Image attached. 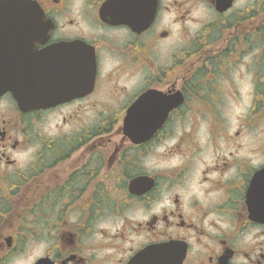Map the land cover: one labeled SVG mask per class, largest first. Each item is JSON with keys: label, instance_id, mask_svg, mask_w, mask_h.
I'll list each match as a JSON object with an SVG mask.
<instances>
[{"label": "flooded vegetation", "instance_id": "1", "mask_svg": "<svg viewBox=\"0 0 264 264\" xmlns=\"http://www.w3.org/2000/svg\"><path fill=\"white\" fill-rule=\"evenodd\" d=\"M25 1L41 16L8 18L0 34L8 71L55 73L64 58L76 98L45 106L48 86L39 108L21 109L12 92L0 96V264H264V0ZM91 55L96 80L86 92ZM236 61L252 93L239 130L218 145L236 102L205 89H219ZM109 65L117 78L105 75ZM141 71L150 73L143 82L122 81ZM149 91L179 92L182 104L134 144L122 123ZM196 107L214 116L211 142L188 146L196 133L187 131L170 152L180 161L146 169L172 124ZM136 179L143 184L132 195Z\"/></svg>", "mask_w": 264, "mask_h": 264}, {"label": "water", "instance_id": "2", "mask_svg": "<svg viewBox=\"0 0 264 264\" xmlns=\"http://www.w3.org/2000/svg\"><path fill=\"white\" fill-rule=\"evenodd\" d=\"M231 0H229V5ZM227 7V8H228ZM36 17V10L24 0L0 1V34H4L2 28L8 27V18ZM5 42V40H0ZM82 57H77L81 59ZM58 66V67H57ZM57 72L21 71L11 68L8 71V56L4 49H0V96L10 91L14 94L21 109L38 108L42 103L38 102L40 94L46 88L51 92L53 105L61 104L76 98L75 88L69 86L71 64L69 62L56 65ZM86 92H93L96 80V62L93 55L87 56ZM22 69H25L24 67ZM68 71V72H67ZM149 104V105H148ZM182 104L180 93L167 97L156 91H149L135 102L123 122V131L134 143H144L151 139L165 124L170 111ZM155 110L154 118L135 119V115L142 113L143 109ZM142 179L134 180L130 186V192L136 193L138 184Z\"/></svg>", "mask_w": 264, "mask_h": 264}, {"label": "rangeland", "instance_id": "3", "mask_svg": "<svg viewBox=\"0 0 264 264\" xmlns=\"http://www.w3.org/2000/svg\"><path fill=\"white\" fill-rule=\"evenodd\" d=\"M198 19H200V16H197ZM200 25L189 26V30L191 32L196 31L199 29ZM261 53V49H256L253 50L252 57H259ZM251 58L247 57L246 59L243 60L241 65L249 64V61ZM253 61V62H254ZM227 65V61L224 63ZM234 68H232L229 72L222 73L218 76V79L215 81L216 86L219 87V89H215L214 91L210 89H205L206 96L210 97L211 95L213 98L218 99L219 96H221L222 100H225L226 102H236V105L233 107L232 110H226L224 111V116L225 119L224 121H227L229 123L228 127V133L224 132L220 128V139H219V144L218 145H226L224 141L226 142V137L228 135L234 136V131L239 130L238 123H236V127L233 126L235 119L238 117H243L245 113H247V105H248V100H249V95L252 93L251 91V85L253 84V79H250V75L247 74L246 68H240L238 61H236V64H232ZM111 65H109L108 69L106 70L105 75L107 77H114L117 78L116 75L112 74L110 72ZM241 73H240V71ZM150 73L148 72H143L139 73L136 78H128L130 74L124 75L122 81L123 82H129L126 83L128 86L129 85H136L137 82H143L146 77ZM245 78V79H244ZM120 86H125V85H120ZM202 93V92H201ZM199 104H194V106H198ZM100 110V107L94 108L92 107V114L97 113ZM202 109L196 107L195 110L191 113V115L188 117V119L185 121L183 119L181 120H176L171 128L168 130V137L164 140V142L160 145V147L156 151V157L155 159L153 158H147L143 164L146 169L149 167L153 166L156 164V171L157 173H161L164 171L169 170V168L172 166V163L180 161V157L177 156L174 159H172V156L174 154L170 152H174L177 147L180 146V143H182V140L184 139L183 136H185L187 131H190L192 129L195 130L196 137L191 140L190 144L188 146H199V147H206L205 145L209 142H211L212 139V132L211 129H213L214 121H211V119L214 118L213 115H210L209 112L208 114H201ZM189 112V111H188ZM186 113V115L188 114ZM223 121V122H224ZM102 122L99 121H93L91 122L92 127H97V125H100ZM56 124L57 120L54 119L52 121V128L55 130L56 129ZM105 124V123H102ZM114 124V125H113ZM116 127L117 122H108V128L111 129V127ZM85 125L81 126L83 129ZM243 135V134H242ZM238 143L243 142L242 139H237ZM182 144V149L185 151L187 147H184ZM175 165V164H173Z\"/></svg>", "mask_w": 264, "mask_h": 264}]
</instances>
